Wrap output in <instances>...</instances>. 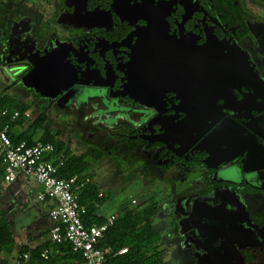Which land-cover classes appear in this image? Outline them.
<instances>
[{"label":"flooded vegetation","instance_id":"flooded-vegetation-1","mask_svg":"<svg viewBox=\"0 0 264 264\" xmlns=\"http://www.w3.org/2000/svg\"><path fill=\"white\" fill-rule=\"evenodd\" d=\"M42 1L47 8L11 0L0 62L18 75L33 68L30 59L57 51L71 71L68 88L46 96L18 77L8 88L24 89L46 122L55 112L76 120L75 132L92 129L91 141L110 138L107 155L131 159L136 180L172 186L162 215L173 220L184 260L233 264L231 249L217 241L227 235L245 264H264V138L255 131L264 134V104L240 110L247 90L233 80L240 65L264 77V38L254 35L264 24V0ZM223 84L235 100L217 92ZM236 133L254 161L245 164L248 151L234 156ZM214 220L218 230L204 232L218 248L208 256L195 231Z\"/></svg>","mask_w":264,"mask_h":264},{"label":"rangeland","instance_id":"rangeland-1","mask_svg":"<svg viewBox=\"0 0 264 264\" xmlns=\"http://www.w3.org/2000/svg\"><path fill=\"white\" fill-rule=\"evenodd\" d=\"M31 2L32 4L47 6L42 0H31ZM260 14L264 16V10L260 11ZM13 71L9 72L5 69L4 74L0 71V97L5 98L4 104L6 106L21 104L24 107L22 112H29L32 115L30 119L17 125L14 128V133L20 134L27 131L28 136L37 141L41 140L46 132H50L56 139L65 141L66 146L71 149L73 155H86L85 159L88 166L84 174L90 175L97 185L98 191L106 194V200L103 203H99V206L100 204L101 206L96 210L106 217H117L118 214H122L126 208L133 206V200H136L137 204H139V202L144 200L152 199L157 207V212L153 217V224L162 232L163 240L161 245L165 250L166 261L170 262V264H195L193 261H186L183 257L177 255V231L173 228V220L170 216L162 215L164 205L170 203L174 198L173 187L166 182L152 179L150 176L147 177L146 181L136 180L135 177L139 176L140 171L131 166V159L120 157L118 160L114 156L107 155L105 150L113 143L110 138L97 135L94 141H91L88 134L92 132V129L84 128L82 132H75L72 125L76 120L67 118L62 120V117H58L54 111L50 116L51 120L46 122L41 128L34 132L29 130L30 124L44 110L43 108H38L35 100L30 96L27 97L24 89L18 86L8 88L14 81ZM95 140L100 142L102 146L97 147ZM42 189L43 187L40 183L28 180L24 176H21L17 182L9 184L5 181L4 175L1 174L0 200L7 199L8 202L20 201V203H23V199L27 198L28 208L31 209L25 210V217L19 216L17 213V215H7L11 228L19 241L40 242L50 238V230L52 228L50 218L44 213H39L40 210H37L45 207L43 202L37 200V195ZM17 192H19V195L14 197L13 195ZM10 261L13 263L12 259Z\"/></svg>","mask_w":264,"mask_h":264},{"label":"trees","instance_id":"trees-1","mask_svg":"<svg viewBox=\"0 0 264 264\" xmlns=\"http://www.w3.org/2000/svg\"><path fill=\"white\" fill-rule=\"evenodd\" d=\"M5 98L0 97V110L9 109L10 111L24 110L21 104L6 106ZM28 119L21 118L12 124L11 136L16 143L27 141L34 144L36 141L28 136L27 131L20 134L14 133V128ZM47 121L46 114H40L28 127L31 131L41 128ZM42 141L52 142L57 149V155L66 159V166L62 169L63 177H71L76 174H83L87 169L86 155H73L71 149L66 146L65 141L56 139L50 132H46L41 138ZM0 161V177L4 175V166ZM97 185L92 183L80 194V202L86 207L87 213L83 216V221L87 226L101 225L108 220L103 214L96 211L107 196H98ZM45 215L49 217L50 210L55 203L47 199L43 202ZM156 203L152 199H147L139 204H133L126 208L122 214H118L116 221L107 231L99 246L106 252L108 257L107 264H170L165 259V250L162 248V232L153 224V217L157 212ZM52 223V222H51ZM53 226V224H52ZM16 238L11 228L8 218L0 217V264H86L85 259L80 253L73 250L69 242L52 243L50 240L42 245L32 248L25 244L19 248L16 261L13 263L3 257V253L11 254L16 248ZM127 248L124 253H119ZM47 250L50 258L45 260L41 253ZM29 253L30 258L26 260L24 255Z\"/></svg>","mask_w":264,"mask_h":264},{"label":"built area","instance_id":"built-area-1","mask_svg":"<svg viewBox=\"0 0 264 264\" xmlns=\"http://www.w3.org/2000/svg\"><path fill=\"white\" fill-rule=\"evenodd\" d=\"M31 113L20 110H0V161L4 166V178L9 184L15 183L21 176L40 183L43 187L37 195L39 202L47 199L55 203L49 212L53 226L49 240L52 243L69 242L73 250L80 253L86 264H107L106 252L99 246L107 231L116 221L115 216L101 224L87 226L83 216L86 207L80 202V194L94 183L88 174H76L63 177L62 169L66 159L57 155L56 146L52 142L37 140L34 144L27 141L16 143L10 132L13 123L21 118L30 119ZM99 192L98 196L103 197ZM137 201L133 200V204ZM127 248L119 253H124ZM45 260L50 258L47 250L41 253ZM28 260L30 254L24 255Z\"/></svg>","mask_w":264,"mask_h":264},{"label":"water","instance_id":"water-1","mask_svg":"<svg viewBox=\"0 0 264 264\" xmlns=\"http://www.w3.org/2000/svg\"><path fill=\"white\" fill-rule=\"evenodd\" d=\"M261 25L262 26L260 30H256V29L254 30V35L257 38L259 37L264 38V24ZM28 65L29 66L31 65L33 67L29 72L24 71L18 73V75L13 74V78L15 77L21 78V82L25 87L35 89L37 92H40L46 96H51L50 92H54L52 93L53 97H56L59 91L66 90L68 88V86H65V83L69 79L71 71L67 63H65V57L60 53H57V51H53L51 54L36 56L35 59H30ZM5 69H7L9 72L13 70L10 66H5L4 68L0 67V71L2 74H4ZM223 77L225 78V75ZM233 78H234L233 80L239 83V86L235 85V88L240 90L241 87H245V89L247 90V92H241V94L243 95V99L239 101L240 110H247V108H245V104L250 102L259 103L262 105L264 104V77L255 68L254 65H249V66L240 65L238 72H235L233 74ZM6 79L7 81H9L8 78ZM223 82L225 83V80H223ZM207 89H209V87H207ZM220 90L221 92L225 91L224 94H226L227 98H231V100L233 98V100H235L236 94L231 87H227V85L225 86V84H223V86L219 88L217 92L218 91L220 92ZM230 93L232 95H230ZM222 98H226V97L223 96ZM258 121L264 123V117ZM255 131L257 132L258 136L264 138L263 133H260L256 129ZM237 137H239V134L237 136L236 133L235 149L240 148L241 151L239 153H235L234 156L248 151V154L244 160L245 164L254 161L252 156H254L255 154H252L253 151L250 148H248L246 143L247 139L242 140L241 138H239V140H237L238 139ZM195 216H197L198 218L201 217L199 214H196ZM216 221L214 220L212 223L209 224L207 223V221L206 223L202 222L203 224L198 225V229L195 231L196 233L194 232L196 236L200 238V240H202L203 242H205V244L208 245L204 248L208 256H213L212 253L213 250L211 249L209 244H211L214 240L212 241V235H211L212 233L207 234L206 233L207 230L205 231V233L203 232L206 226L215 227L218 230L220 226L217 224ZM181 226H182L181 229L182 232H184L188 228L183 222L181 223ZM222 234L223 235L225 234L224 230H222ZM226 236L219 237L217 241L219 240V243L222 245V247L231 249L232 256L235 258L233 259V264H245L244 257L241 256V253L237 249V246L235 245L234 241L230 240L229 238H226ZM224 238L227 240H225ZM217 241L215 239V242ZM214 262H215L214 264H221V262H217V260H215Z\"/></svg>","mask_w":264,"mask_h":264},{"label":"crops","instance_id":"crops-1","mask_svg":"<svg viewBox=\"0 0 264 264\" xmlns=\"http://www.w3.org/2000/svg\"><path fill=\"white\" fill-rule=\"evenodd\" d=\"M9 3H11V0H0V41L2 39H4V37L7 38V30H5V19H4V17L8 12ZM2 66H5V65H3L2 62H0V67H2ZM17 195H19V192L15 193L13 196L16 197ZM28 206L29 205H28V199L27 198L23 199V203H20V201L8 202L7 199H1L0 200V217H5V216L7 217L8 214L13 215L16 213L19 216L25 217V213H24L25 210L26 209L31 210L30 208H28ZM37 210H40L39 213L41 212V214L44 213V215H45L44 208L37 209ZM15 238H16V243H17L15 250L11 254L3 253L4 258L9 259V260L12 259L13 262L16 261V258H17L18 253H19V248L22 245L27 244L30 247L35 248V247H38V246L42 245L44 242L49 240V238H47V239H44L43 241H40V242H37V241L36 242L35 241L34 242H31V241L22 242V241H19V239H18V237H16V235H15Z\"/></svg>","mask_w":264,"mask_h":264},{"label":"bare ground","instance_id":"bare-ground-1","mask_svg":"<svg viewBox=\"0 0 264 264\" xmlns=\"http://www.w3.org/2000/svg\"><path fill=\"white\" fill-rule=\"evenodd\" d=\"M210 232H211L210 230H207L206 233H207V234H211ZM204 233H205V232H204ZM212 237H213V235H212ZM212 239L214 240V243L217 244V242H215V237H213ZM213 240H212V241H213ZM216 246H217V245H216ZM216 246H215V244H212V245H211V247L213 248V250H214L215 248H218V247H216ZM219 248L221 249V247H219Z\"/></svg>","mask_w":264,"mask_h":264}]
</instances>
